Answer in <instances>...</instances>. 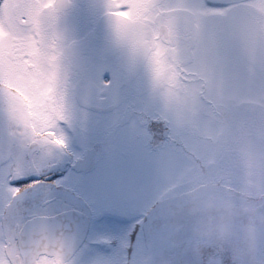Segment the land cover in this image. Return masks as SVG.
<instances>
[{
  "label": "snow or ice",
  "instance_id": "1",
  "mask_svg": "<svg viewBox=\"0 0 264 264\" xmlns=\"http://www.w3.org/2000/svg\"><path fill=\"white\" fill-rule=\"evenodd\" d=\"M74 7L0 0V264H264V0H105L114 40L148 86L139 103L101 106L95 143L92 105L78 111L63 64L60 25ZM99 152L151 158L166 178L163 214L141 222L135 244L94 248L80 218L47 214L67 196L94 216L118 211L87 195ZM62 165L73 182L9 186Z\"/></svg>",
  "mask_w": 264,
  "mask_h": 264
},
{
  "label": "rangeland",
  "instance_id": "2",
  "mask_svg": "<svg viewBox=\"0 0 264 264\" xmlns=\"http://www.w3.org/2000/svg\"><path fill=\"white\" fill-rule=\"evenodd\" d=\"M73 3L75 7L60 25L61 42L65 50L63 64L71 86L72 102L78 101L81 106L78 111H82L85 101L100 110H90L91 127L96 138L97 126L108 115L101 106L104 105L106 109L110 103H139L147 90L148 72L145 66L133 60L126 49L116 44L108 18L103 15L105 0H73ZM133 77L128 82L127 79ZM97 157L102 164L121 161L107 152H99ZM124 161L125 170L129 171L125 189L129 196L125 213H130L133 203L144 210L152 204H159L162 208L160 198L166 178L155 162L148 157L135 162ZM68 176H73V173L70 172ZM117 185L116 181H111V185L103 187V190L117 192ZM130 193L135 194L134 198L138 197L136 201H133Z\"/></svg>",
  "mask_w": 264,
  "mask_h": 264
},
{
  "label": "flooded vegetation",
  "instance_id": "3",
  "mask_svg": "<svg viewBox=\"0 0 264 264\" xmlns=\"http://www.w3.org/2000/svg\"><path fill=\"white\" fill-rule=\"evenodd\" d=\"M134 79H127L131 82ZM91 110L95 112H100L95 107H91ZM5 127V121L0 111V148H2L3 143V129ZM64 135H68V131H64ZM70 140L72 139L69 137ZM91 142L95 143L96 138L94 133L91 136ZM79 142L77 143L78 147ZM98 153L93 154L90 159V163L101 170L102 176L98 181L95 191L88 193L90 199H94L97 206L103 205L105 207H114L118 211L109 212L106 215L94 216L91 215L93 209L84 207L79 200L74 196L61 197L56 200L50 209H48L47 214L52 216L66 215L68 220L73 218H80V238L85 240L88 245L94 248L107 247L103 241H110L114 244L119 245L123 240H127L130 243L135 244L141 238L142 232V221H146L149 216L158 217L163 214L164 206L158 204H152L145 210L142 209L138 204L134 205L130 213L126 214L127 210V194L126 191V178H129L127 170H125L124 160H113L114 163H105L98 161ZM97 157V159H96ZM107 169H105V168ZM73 173L71 165H62L55 168L47 169L41 173H36L32 171L20 172L15 177L10 178V187H19L25 190L26 185H32L35 181H40L45 187H55L57 185L71 183L74 181L73 176H68L69 173ZM107 178V179H105ZM111 181H116L118 184L117 192L113 190H103V187H107L108 184L111 185ZM122 182V184H121ZM133 201L137 200L138 197L134 198L135 194H131ZM5 198V192H0V201ZM132 199V198H131ZM30 207H35L34 204Z\"/></svg>",
  "mask_w": 264,
  "mask_h": 264
}]
</instances>
